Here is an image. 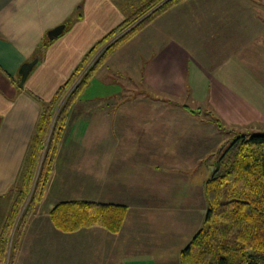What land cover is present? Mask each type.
<instances>
[{
	"label": "crops",
	"instance_id": "0c3cea01",
	"mask_svg": "<svg viewBox=\"0 0 264 264\" xmlns=\"http://www.w3.org/2000/svg\"><path fill=\"white\" fill-rule=\"evenodd\" d=\"M141 2L0 0V245L36 136L40 100L50 101L98 38ZM69 18L77 21L73 28L48 44L20 87L22 64ZM235 34L243 35L234 47ZM258 34H264V0H181L114 51L70 109L54 172L18 241L15 264H181L182 249L205 224V182L226 137L264 116V87L257 82L263 77L250 76L259 54L248 37ZM239 45L254 57L243 63V74L232 60ZM207 57L223 73L239 74L228 77L222 92L218 62L209 65ZM207 90L224 98L208 102ZM165 99L186 103L169 116L153 107ZM207 102L221 123L240 130L224 123L218 130L195 116L201 110L193 105ZM65 200L125 205L126 217L118 232L101 225L64 231L51 210Z\"/></svg>",
	"mask_w": 264,
	"mask_h": 264
},
{
	"label": "trees",
	"instance_id": "16d2710c",
	"mask_svg": "<svg viewBox=\"0 0 264 264\" xmlns=\"http://www.w3.org/2000/svg\"><path fill=\"white\" fill-rule=\"evenodd\" d=\"M179 1L142 0L107 34L115 37L105 47L98 49L95 42L50 101L40 100L42 113L36 136L1 235L0 264L9 250L8 264L16 262L18 241L44 199L75 99L114 51ZM67 21L68 25L72 19ZM50 42L53 41L48 37L41 52L36 53L40 54L39 60ZM75 80L78 81L74 90L64 99ZM61 102L64 103L58 110ZM231 147H235V153L230 163L223 170L218 166L205 182V224L182 249L181 264H264V132L240 134ZM225 155L227 151L220 161H224ZM126 211L125 205L116 203L65 200L53 207L51 217L64 231L101 225L118 232Z\"/></svg>",
	"mask_w": 264,
	"mask_h": 264
},
{
	"label": "rangeland",
	"instance_id": "374dc122",
	"mask_svg": "<svg viewBox=\"0 0 264 264\" xmlns=\"http://www.w3.org/2000/svg\"><path fill=\"white\" fill-rule=\"evenodd\" d=\"M139 1V0H138ZM125 3V2H124ZM124 3H122V5H125ZM141 5V4H140ZM128 13L130 12V11H132V9H128V8H126L125 9ZM75 22H77L76 21V19L75 18H73L72 19V22H70V24H68V25H66V28H65V31L66 30H70V29H72L73 28V26L75 25ZM113 29V28H112ZM111 29V30H112ZM110 30V31H111ZM142 30V29H141ZM65 31H64V33H65ZM110 31H105L106 33H103V35H101V37L100 38H98V40L96 41V42H98V49H101V48H103V47H105L106 46V44L107 43H109L114 37L112 36V35H110V36H108L107 34L110 32ZM63 34V33H62ZM252 35H253V33H251ZM243 34H240V35H238V34H235V36H233V38H232V41H233V43H234V47H235V41H234V39H235V37L236 36H242ZM259 35H264V34H258L257 36H259ZM257 36H249L248 37V39H249V41H251V40H253V41H251L252 42V45H254V51L255 52H257L258 54H259V57H258V59H257V63L256 64H254L253 65V67H254V69H255V71L254 72H250V76L251 77H263V78H259V80L257 81L258 83H260L259 85L260 86H263L264 87V67H262V62L261 61H259V59H261V57H263V59H264V49L263 48H261V47H258L257 45H256V43H258L259 45H264V37H262V36H259V37H257ZM257 37V38H256ZM256 38V39H255ZM57 39V38H56ZM228 40H230L231 39V37H228L227 38ZM243 43H244V41H243ZM121 47V46H120ZM253 46H251V47H249V48H252ZM243 47L241 46V45H239L238 47H237V49L233 52V54H234V56L232 57V60H233V62L234 63H240V64H242L240 67H239V70H241L240 71V73L241 74H243V72L246 70V66H245V64H243V63H245L246 62V60L248 59L250 62H251V60H252V58H254L253 56H251V58H247V56H245L244 54H242L241 52H242V49ZM40 49H41V47H40ZM257 50V51H256ZM249 52H251L250 50H249ZM251 54H253V52L251 53ZM208 59H210V61H209V65H210V62L212 61L213 63H216V61L218 62V64H217V67H218V72H216V74H215V78H218V80H215V82H216V84H217V86H219L220 87V89H221V92H222V90H223V88H226V87H229L230 86V84H231V82H230V80H229V76H233V78H234V80H235V76H238L239 74L238 73H236V74H228V73H223L220 69H219V61L218 60H215L214 61V58L212 57H207ZM82 59V58H81ZM255 59H256V56H255ZM81 61V60H80ZM79 61V62H80ZM94 61V59L92 60V62ZM91 64V63H90ZM251 64V63H250ZM249 68H250V66H248V70H247V72H245V73H248V71H249ZM87 69H89V68H87ZM87 69L86 70H84V72L81 74V76L79 77V78H81L84 74H85V72L87 71ZM97 73V72H96ZM96 75V74H95ZM95 77V76H94ZM78 78V80H80ZM120 79V78H119ZM78 80H75V81H73V85H71V89H70V91H67V93H66V95L63 97L64 99H66L68 96H69V94H70V92L71 91H73L74 90V87L76 86V84H77V81ZM211 83H212V81H211ZM235 83V82H234ZM236 85V84H235ZM112 86V85H111ZM117 87H118V85H117ZM138 87V86H137ZM101 89H104V87L102 86V88ZM91 91V93H92V95L94 96L95 94H94V91H92V90H90ZM218 91V90H217ZM214 92L215 91H212V90H207V93H208V99H207V101L209 102V101H212L213 102V100H217V98H219L220 97V95H221V97L222 98H224V93H222L221 94V92H220V94L219 95H217V98H214ZM137 95H140V93L139 92H137ZM157 95H155L154 94V97H156ZM79 97V96H78ZM77 97V98H78ZM62 98V99H63ZM76 98V99H77ZM75 99V100H76ZM75 102V101H74ZM186 103V99H175L174 100V103L172 102V100H170V99H165L164 101H160L159 103H157V104H153V107H158L159 108V112L161 113V114H168L169 116L171 115V114H173L174 112H176L175 110L176 109H178L177 108V104H179L178 106L179 107H182V104L183 103ZM206 103V105H205V107H202L201 105H199V106H196V105H193L194 107H193V109H196V110H201V113L200 114H195V116H202V117H204V118H206L209 122H211V123H213V124H215L216 125V128L218 129V130H222V128L224 127L223 126V124L222 123H224V122H220V120H219V118L217 117V116H219V114L217 113V111L215 110V108H213V107H210V106H207V105H210V103ZM64 102H61V105L58 107V110L60 109V107L62 106V104H63ZM73 105V104H72ZM242 106V105H241ZM72 107V106H71ZM192 107V106H191ZM233 110L234 109H236L237 107H238V105H236V104H233ZM244 109L245 108H247L246 106H242ZM261 107H264V106H261ZM183 108V107H182ZM71 109V108H70ZM214 111V113L213 112H211V111ZM69 113H70V111H69ZM191 113H193V112H191ZM264 113V112H263ZM71 114V113H70ZM224 125H226V126H229V125H231L233 128H235V129H237V130H240V128H241V126H238L237 128H236V123H233V124H225L224 123ZM250 125V124H249ZM231 126H230V128H231ZM229 127H226L225 128V132H227L228 130H231ZM242 128H244V130L246 131V132H240L239 133V131H233V132H235L234 133V137L232 138V136L230 135V134H228V136L229 137H226V140H225V142H224V145H223V149H224V152H226L227 151V155H225V157H224V161L222 162V161H219L215 166H214V168H213V170H211V172H210V176L208 177V179L213 175V173L215 172V170H216V168L219 166L220 168H221V170H223L226 166H227V164H229L230 163V161H231V159L233 158V155H234V153H235V147H231V145H232V143H233V141H234V139L236 138V137H238V135H240V134H250V133H254V132H256V133H262V132H264V116H260L259 117V119L257 120V121H255V123H252L250 126H245V127H242ZM224 129V128H223ZM238 132V133H237ZM227 133H231V132H227ZM232 138V139H231ZM226 148H225V147ZM222 150V149H221ZM221 150H219V152H218V154H220L221 153ZM220 160H221V158H220ZM207 179V180H208ZM206 180V181H207ZM74 187V186H73ZM75 188V187H74ZM207 200V199H206ZM192 206V205H191ZM186 209H185V212H187L188 211V208H190V205H189V207L188 206H186L185 207ZM207 208H208V203H207Z\"/></svg>",
	"mask_w": 264,
	"mask_h": 264
},
{
	"label": "water",
	"instance_id": "95a60500",
	"mask_svg": "<svg viewBox=\"0 0 264 264\" xmlns=\"http://www.w3.org/2000/svg\"><path fill=\"white\" fill-rule=\"evenodd\" d=\"M66 23H62L59 24L57 26H55L54 28L49 30L48 33V37L50 40H54L56 38H58L60 35H62V33H64L65 28H66ZM40 58V54L35 55V57L31 60L25 61L22 66L19 69V74H20V81H19V86L20 87H24L27 78H29L30 73L32 72V70L34 69V67L37 66V63L39 61Z\"/></svg>",
	"mask_w": 264,
	"mask_h": 264
}]
</instances>
